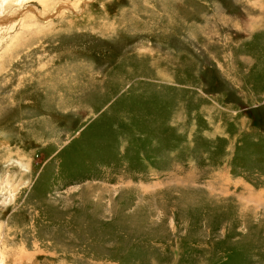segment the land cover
<instances>
[{
    "label": "rangeland",
    "instance_id": "rangeland-1",
    "mask_svg": "<svg viewBox=\"0 0 264 264\" xmlns=\"http://www.w3.org/2000/svg\"><path fill=\"white\" fill-rule=\"evenodd\" d=\"M47 4L0 48V247L264 264V0Z\"/></svg>",
    "mask_w": 264,
    "mask_h": 264
},
{
    "label": "bare ground",
    "instance_id": "bare-ground-1",
    "mask_svg": "<svg viewBox=\"0 0 264 264\" xmlns=\"http://www.w3.org/2000/svg\"><path fill=\"white\" fill-rule=\"evenodd\" d=\"M33 1V0H0V14L3 11H7L8 13L19 12V15L15 19H3L5 16H0V48L3 47L5 51H9L12 46H18L19 41L24 35L22 31L17 32L15 27L18 25L20 29H25L26 27L32 28L34 26V22L28 21L27 19H31V11L32 9H24L21 5L25 2ZM43 5V9L48 7V2L51 0H37ZM75 6V5H74ZM65 7H69L66 5H61L59 11L63 10ZM39 32L41 30H38ZM2 34H6L5 37ZM1 59V58H0ZM20 162V161H19ZM24 165V164H23ZM22 173H25V170H22ZM23 176L16 180L13 176H6L4 178V188L7 187V201L14 198V193L18 189L19 185L23 182ZM17 192V191H16ZM1 245V243H0ZM0 247V264H30L31 260L29 257L32 255L29 253L14 252L8 249H5V246ZM2 248V250H1ZM21 251V250H20ZM14 252V255H13ZM13 255V256H12Z\"/></svg>",
    "mask_w": 264,
    "mask_h": 264
}]
</instances>
